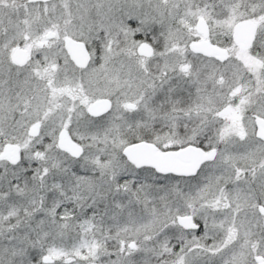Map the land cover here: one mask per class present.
<instances>
[{"label": "snow or ice", "instance_id": "obj_1", "mask_svg": "<svg viewBox=\"0 0 264 264\" xmlns=\"http://www.w3.org/2000/svg\"><path fill=\"white\" fill-rule=\"evenodd\" d=\"M0 264H264V0H0Z\"/></svg>", "mask_w": 264, "mask_h": 264}]
</instances>
